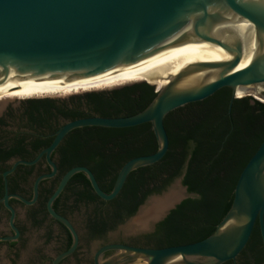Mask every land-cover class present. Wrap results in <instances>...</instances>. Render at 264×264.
<instances>
[{
    "label": "water",
    "instance_id": "obj_1",
    "mask_svg": "<svg viewBox=\"0 0 264 264\" xmlns=\"http://www.w3.org/2000/svg\"><path fill=\"white\" fill-rule=\"evenodd\" d=\"M184 52L198 61L177 62L147 75L163 79L166 85L155 88L157 96L144 111L130 117H91L69 122L35 160L17 161L3 174L5 195L0 203L9 212V224L16 235L0 238V242L18 239L17 211L10 201L14 199L25 206L37 202L41 184L57 174L53 154L70 132L86 127L127 129L150 123L158 148L152 155L127 162L111 193L101 189L89 168L74 167L63 176L47 202V211L69 230L73 244L53 264H59L79 246L74 226L54 208L74 176L83 173L101 200L113 201L132 172L153 166L166 156L170 139L165 120L173 111L202 102L223 88L232 90L229 113L236 99L252 97L264 103V0H0V87L7 91L43 80L98 77L142 60L155 64ZM240 92L243 97H238ZM4 108L0 106V114ZM42 158L51 173L36 179L33 198L10 194L8 176L18 166H34ZM183 178L139 207L132 219H138L142 210L173 189L183 192V197L150 219L146 228L132 234L154 230L185 200L196 198L183 185ZM257 223L264 250V142L243 169L232 206L211 236L164 249L109 244L97 252L95 263L225 264L236 261L247 247ZM130 226L134 225H126L125 232L131 233ZM107 252L114 255L102 261Z\"/></svg>",
    "mask_w": 264,
    "mask_h": 264
},
{
    "label": "trees",
    "instance_id": "obj_2",
    "mask_svg": "<svg viewBox=\"0 0 264 264\" xmlns=\"http://www.w3.org/2000/svg\"><path fill=\"white\" fill-rule=\"evenodd\" d=\"M156 96L155 87L141 82L112 91L73 96L62 102L52 98L26 100L22 115L17 118L22 123L25 121V125L37 135L16 134L9 141L8 148L0 144V162L12 157L33 161L53 142L54 138L45 140L42 136L60 117L68 121L89 117H130L144 111ZM198 104L182 108L181 120L176 127L166 129L170 139L166 156L153 166L132 172L113 201L101 200L83 173L74 176L66 189L71 194L66 200H74L69 210L93 206V214L101 215L106 222L116 225L135 215L148 195L160 194L183 176V185L196 198L180 204L163 225L168 246L192 244L211 236L232 206L235 187L243 169L264 142V103L252 97L236 99L228 116L229 97L225 95L222 110L213 111L208 109L209 104ZM187 109L190 110L184 112ZM143 133L149 135L146 144L150 149L147 152L143 151L145 148L140 141ZM157 148L153 132L140 126L127 129L91 127L76 130L74 136L64 140L53 159L59 153L63 162L68 163L65 164L66 172L74 167L87 166L101 189L111 193L120 170L127 162L142 157L141 152L152 155ZM82 181L85 182L83 187H77ZM56 188L57 185L47 191L44 202L47 203ZM26 192L16 185H9L10 194L24 196ZM4 195V183L0 177V200ZM60 199L54 204L58 213ZM178 218L186 222H180ZM95 226L97 229L98 225ZM240 258L264 262L258 223Z\"/></svg>",
    "mask_w": 264,
    "mask_h": 264
},
{
    "label": "flooded vegetation",
    "instance_id": "obj_3",
    "mask_svg": "<svg viewBox=\"0 0 264 264\" xmlns=\"http://www.w3.org/2000/svg\"><path fill=\"white\" fill-rule=\"evenodd\" d=\"M138 83H141V82H138ZM126 86H131V85H126ZM126 86H121L116 89H121ZM116 89H113V90H116ZM102 90H106V89H102ZM88 93H93V92H88ZM88 93H85V94H88ZM223 95L229 97V107H230V102L232 99L231 88H223L222 90L218 91L213 96L209 97L208 99L202 102H198V103H201L203 105L209 104L210 106V108H208L209 110L211 109L213 111L215 110L219 111V110H222L221 107H223L221 104ZM25 101L21 103V106L18 108V111H15L12 107H7V105L9 104L8 103L0 114V144L3 145L4 148L9 147V141L12 140V138H14L16 134L37 135L33 133L25 125V121L22 123L20 119L17 118V117H20V115H22L23 109L25 107ZM198 103H193V104L197 105ZM189 105H192V104H189ZM189 105L185 107H188ZM0 106H1V102H0ZM232 106H231V110H232ZM229 107L227 111V116L231 114V112L229 113ZM181 109L182 108L177 109L173 111L172 113H170L171 114L170 117H168L170 114L167 116L166 118L167 120L165 122L166 129L167 128L173 129V127H176V124L179 122V120H181V118H179V115H181L183 111ZM188 110L190 109H187L186 111L184 110V112L187 113ZM16 121H17V124L15 123ZM69 122H73V121H68L61 117L56 119V121H54L50 125V127L47 130H45L46 135L42 136V138L45 140L55 138L58 131ZM140 127L141 129H144L146 131H152L154 134L152 125L150 123L144 124ZM86 128H91V127H86ZM80 129H85V128H80ZM75 131L76 130L70 132L64 138V140H68L70 139V137L74 136ZM148 136L146 133H143L140 138L141 144L145 148L143 150L144 152L145 151L147 152L150 149V146L146 144V142L149 140ZM144 152H141L140 156H148L144 154ZM39 154L36 156V158L39 156ZM53 160L57 165V170H58L57 174L54 178L45 180L41 184L39 198L34 205L25 206L14 199L10 201V204L17 211V218H16L15 226L19 230L20 235L18 239L15 241L0 242V249H2L3 257L8 260V264H53V261L60 255L66 253L73 244V237L71 233L69 232V230L64 225L53 220L50 217L47 211V203L44 202V197L47 194V191L54 188L56 185L58 186L63 176L67 173L65 164H68V163L63 162L62 156L59 153L55 156V159ZM17 161H21V159H19L18 157H12V158H8L0 162V177H2L3 183H4L3 174L6 171H9L12 168L13 164ZM82 167L88 168L87 166H82ZM1 170H5V171L1 173ZM49 173H51V169L49 168L45 158H42L34 166H23V165L18 166L15 172L8 176V188H9V185L10 186L16 185L19 189L27 190V192L23 193V195L26 196L25 198L27 199L28 198L32 199L33 198V186H34L36 179L41 175L49 174ZM84 183L85 182L82 181L80 184L77 185V187L82 188ZM67 187L65 188L63 194L60 196L61 199L57 204L58 211L60 213L58 212L57 213L72 223V225L74 226L79 236V246L72 255L63 259L59 264H96L95 257H96L97 252L101 248L109 244H123V245H128V246H133V247L149 248V249H164L168 247H173V246H168V241H167L165 232L163 231V228H164L163 225L169 219L170 215L164 221L158 223L155 229L152 231L137 233L132 237L122 236L119 239H111V236L113 234L118 233L119 231L121 232V235L123 233L130 234L128 232H125L124 230L126 227L125 225H127L126 223L130 221L136 215L138 210L135 213V215L127 217L124 219L123 222H119L116 225H113V223L106 222L103 216L93 214L92 213L94 209L93 206H81L80 207L81 214L79 215L80 220H78L76 219V217L71 216L68 212L69 207L73 205L74 200L73 198L69 199V201L66 200V197L71 195L69 192L66 191ZM150 187L153 188L154 185H151ZM152 195H155V194L151 193L150 195H148L146 199L144 200V202ZM31 199H28V200H31ZM18 208H22L24 210L23 221H20V213L18 212ZM9 219H10L9 212L4 207V204L0 203V223L1 221H5L4 225L7 228L5 231L0 232V238L14 237L16 235L15 232L10 227ZM183 220L178 218V221L180 222ZM95 224L98 225L97 229H95L96 227ZM31 229H37V230L43 229L44 244L47 245L55 241L56 247L54 250L49 251L47 246H41L39 247L37 251L34 252L33 255L29 256L28 254L26 257L27 259L24 262H22L21 261L22 255L26 251L27 245H28V239L26 237V233L30 231ZM178 246H181V245H178ZM113 255H114V252H107L102 255L101 260L105 261ZM229 264H264V262H256L253 260L244 261V260H241L240 255H239L236 261H232Z\"/></svg>",
    "mask_w": 264,
    "mask_h": 264
},
{
    "label": "bare ground",
    "instance_id": "obj_4",
    "mask_svg": "<svg viewBox=\"0 0 264 264\" xmlns=\"http://www.w3.org/2000/svg\"><path fill=\"white\" fill-rule=\"evenodd\" d=\"M196 61H198L197 57L190 56L184 52L178 53L155 64H150L147 60H142L131 66L93 78L78 80H43L14 91H7L0 87V102L2 108H4L9 101L13 99L24 100L52 95L79 94L81 92L108 89L134 82H150L149 84H154L153 86L155 88L157 87L156 89H161L166 85L163 83V79H156L148 77L147 75L174 66L177 62L194 63ZM243 96L244 93H238V97ZM181 197H183V192L178 188L173 189L165 198L153 202L151 207L142 210L138 219L135 220L133 224L134 226H130L128 229L130 232H135L137 229L146 228L150 219L155 218L159 212L164 210L171 202Z\"/></svg>",
    "mask_w": 264,
    "mask_h": 264
},
{
    "label": "rangeland",
    "instance_id": "obj_5",
    "mask_svg": "<svg viewBox=\"0 0 264 264\" xmlns=\"http://www.w3.org/2000/svg\"><path fill=\"white\" fill-rule=\"evenodd\" d=\"M134 83H136V82H134ZM127 84H132V83H127ZM123 85H126V84H122V85L117 86V87H121ZM117 87L108 88L106 90H95V91H89V92L109 91V90L116 89ZM85 93H88V92H81L79 94H71V95H52V96L34 97V98H30V99L52 98V99H56V100H59V101L62 102V101L69 100L73 96L83 95ZM25 100H28V99H24V100L13 99V100H10L9 104L7 105V107H12L15 111H18V108L21 106V103L23 101H25ZM15 123L17 124V121ZM175 182L176 181H174L167 189H171L172 186L175 184ZM80 209H77V210H74V211L69 210L68 212H69V214L71 216L76 217V219L80 220V217H79V215L81 214ZM18 212L20 213V221H23V219H24L23 218L24 210L22 208H18ZM84 212H86V211H84ZM135 220H137V217L134 218V219H131L126 224L127 225H132V224H134ZM4 223H5V221H1V223H0V232L5 231L7 229L6 226L4 225ZM43 235H44L43 229H38V230L37 229H31L30 231H28L26 233V237L28 239V245H27L26 251L22 255V258H21L22 262H24L27 259L26 257H27L28 254H29V256L33 255L34 252L37 251L39 249V247H41V246H47L49 251H52V250L55 249V247H56L55 241H53L50 244L45 245L44 241H43V237H44ZM134 235L135 234L132 235L131 233L130 234L123 233L121 235V232L119 231L118 233L113 234L111 236V239H119L122 236H124V237H130L131 236L132 237ZM0 264H8V260L3 257L2 249H0Z\"/></svg>",
    "mask_w": 264,
    "mask_h": 264
}]
</instances>
